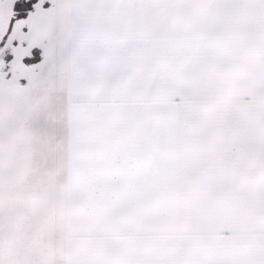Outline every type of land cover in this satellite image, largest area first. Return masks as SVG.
<instances>
[{
    "label": "snow or ice",
    "instance_id": "6c2138e0",
    "mask_svg": "<svg viewBox=\"0 0 264 264\" xmlns=\"http://www.w3.org/2000/svg\"><path fill=\"white\" fill-rule=\"evenodd\" d=\"M0 264H264V0H0Z\"/></svg>",
    "mask_w": 264,
    "mask_h": 264
}]
</instances>
